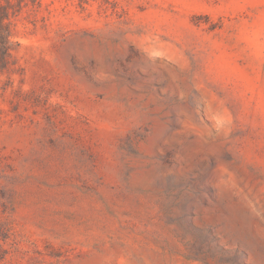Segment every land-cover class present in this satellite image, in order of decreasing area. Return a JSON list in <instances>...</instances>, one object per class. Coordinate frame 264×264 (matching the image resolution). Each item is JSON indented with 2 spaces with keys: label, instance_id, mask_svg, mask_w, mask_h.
Instances as JSON below:
<instances>
[{
  "label": "rangeland",
  "instance_id": "obj_1",
  "mask_svg": "<svg viewBox=\"0 0 264 264\" xmlns=\"http://www.w3.org/2000/svg\"><path fill=\"white\" fill-rule=\"evenodd\" d=\"M25 2L0 264H264V0Z\"/></svg>",
  "mask_w": 264,
  "mask_h": 264
},
{
  "label": "trees",
  "instance_id": "obj_2",
  "mask_svg": "<svg viewBox=\"0 0 264 264\" xmlns=\"http://www.w3.org/2000/svg\"><path fill=\"white\" fill-rule=\"evenodd\" d=\"M25 0H0V59L8 53L10 36V17L16 15Z\"/></svg>",
  "mask_w": 264,
  "mask_h": 264
}]
</instances>
